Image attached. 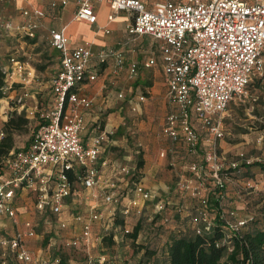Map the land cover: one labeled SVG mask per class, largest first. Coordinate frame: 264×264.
<instances>
[{"label": "built area", "instance_id": "built-area-1", "mask_svg": "<svg viewBox=\"0 0 264 264\" xmlns=\"http://www.w3.org/2000/svg\"><path fill=\"white\" fill-rule=\"evenodd\" d=\"M39 2L55 12L66 7L69 0ZM98 3L108 6V21L114 20L119 13L130 15L131 22L126 28L128 36H148L161 43L159 58L164 83L174 108L164 119L161 136L185 146L188 154L197 160L188 166V177L178 181L176 193L197 203L198 208L189 219L196 234L211 231L214 224L210 219V202L216 203V216L225 229L224 242L229 243L231 233H238L253 218H237L235 211L224 207L226 183L241 167L250 166L253 159L243 154L233 161L222 157L224 113L232 103L245 104L250 84L263 71L264 0H164L151 9H146L140 0H75V20L94 25V6ZM21 16L19 24L0 21V28L5 34L35 39L45 12L34 8L23 10ZM47 42L58 53L59 69L49 82L48 109L40 115V124L28 146L10 151L2 161L0 218L9 219L17 227L16 203L26 193V196H33L37 213L49 214L56 219L59 228L65 230L64 215L68 200L74 195L75 184L90 192L98 190L101 208L91 206L87 217L79 213L67 215L79 224V230L66 238L63 247L87 250L99 242L94 241L92 232L94 225L103 218L113 221L116 213L124 218L134 210L139 214L147 202H154V213L161 214L170 203L156 200L155 192L137 183L130 185L129 179L134 173L128 167L123 166L104 178L98 169V158L108 133L97 135L89 146L84 145L81 138L84 130L81 110H88L91 102L79 94L78 88L86 79L90 45L83 43L71 48L64 32L54 29L48 31ZM108 57L114 58L118 68L122 67L120 54L112 50L99 54L100 63ZM9 63L11 67L4 68L5 76H21L23 65L14 58H10ZM154 65L152 59L143 64V68ZM138 69L136 64H131L129 75L136 76ZM13 100L17 105L23 102L21 95ZM142 101L143 96L138 99ZM2 138L0 131V140ZM261 141L259 137L258 142ZM70 176L76 180L71 181ZM130 193L132 198L122 203ZM120 205L121 209L116 212ZM176 209L180 213L177 215H183L182 208L177 206ZM123 233L130 232L124 228ZM36 237L34 224L23 222L22 228H16L10 237L0 236V253H10L18 262L36 264L27 251L28 242ZM96 262L106 264V258L102 256ZM49 263L60 264L61 260L54 257L50 261L43 257L38 262ZM87 264L93 261L89 259Z\"/></svg>", "mask_w": 264, "mask_h": 264}, {"label": "rangeland", "instance_id": "rangeland-1", "mask_svg": "<svg viewBox=\"0 0 264 264\" xmlns=\"http://www.w3.org/2000/svg\"><path fill=\"white\" fill-rule=\"evenodd\" d=\"M158 1L162 0H147L146 4L149 7ZM2 35L5 34L1 31L0 37ZM17 39L0 38L6 46L1 63L6 68L11 67L8 59L14 58L23 65L22 75L13 76L10 80V82H20L13 88L22 95L23 102L20 105L10 104L12 110L7 111L6 121L0 119V130L4 137L9 134L15 149L29 142L39 125L38 117L26 120L22 114L16 113V109L25 103L35 101L39 111L44 108L46 95L49 93V82L58 68V54L47 45L44 32L38 33L37 45L32 48L21 47L22 40ZM262 58L264 61V54ZM21 83L24 85H20ZM135 86H139V91L146 97L141 115L132 112L128 103V100L138 97L139 91L134 90L131 93V87L126 86L120 91H115L117 107L112 109L115 111L118 107H122V114L111 116L110 122L105 116L107 113L100 118L102 124L107 125L108 129L111 128L107 152L104 155L117 166H125L130 171L133 170L134 176L129 179L130 185L144 178L156 189V200H167L170 205L163 213L155 214L154 202H147L139 214L134 210L124 217L122 225L130 233H133L135 227L139 228L136 239L126 236L115 223V219L110 221L103 218L97 222L98 227L92 232L94 241L99 240V242L86 250L83 247L64 248L63 243L70 236V231L61 230L56 219L49 214L37 213L34 209L33 196H23L16 203L17 227L9 219L0 218V236L10 237L16 228H22L23 222L31 221L37 237L28 242L27 251L35 258L36 264L43 258L42 254H47L50 261L54 257L60 258L61 264H87L89 259L93 264H98L96 261L102 256L106 258V264L162 263L166 253V242L176 234L177 228L183 227L185 230L191 228L189 219L191 212H195L198 208L197 203L188 196L176 193V185L182 178L188 177V166L197 160L194 158L187 163L185 169L181 168L184 164H177L173 152L180 149L179 145L161 136L163 118L171 110L172 104L168 99L159 70L152 68L143 71ZM152 86H154L153 90L150 89ZM22 87L25 88L21 89ZM34 91L37 92L34 95L35 99H28V95H32ZM118 92L122 93V99H118ZM24 93H28L27 96ZM237 102L230 104L224 113V139L220 142V151L225 160L233 161L239 154H243L244 157L253 159V162L246 168L241 167L240 172L232 175L227 181L224 204L227 209L235 211L237 218L252 217V220H257V228L264 229V120L258 114L264 116V68L261 75L255 76L249 86L245 104L239 105ZM4 105L2 103L0 106V114ZM18 117L26 120V123L19 131L6 133L4 124L10 118ZM259 137H262L261 142H258ZM139 161L143 163L141 168L138 167ZM90 193L91 195L86 197L82 194V188L76 183L72 197L74 204H71L66 211L87 217L91 206L98 205V208H101L99 191ZM131 198L130 193L126 199H122V203H126L127 199ZM177 206L184 211L180 218L187 219L188 228L184 227L177 218V214H180L176 211ZM119 209L121 205L116 207V212ZM185 213L189 215L184 217ZM116 214V219L120 220L122 217ZM66 217L67 214L64 215V218ZM214 217L215 215L212 214V220ZM0 264L26 263L16 261L10 253H0Z\"/></svg>", "mask_w": 264, "mask_h": 264}, {"label": "crops", "instance_id": "crops-1", "mask_svg": "<svg viewBox=\"0 0 264 264\" xmlns=\"http://www.w3.org/2000/svg\"><path fill=\"white\" fill-rule=\"evenodd\" d=\"M140 1L143 3L146 9H151L156 3L162 2L164 0L155 2L153 6H149V7L146 4L147 0H140ZM173 1H177V0H173ZM34 8L42 9L46 14L45 19L42 21L41 27L37 31L35 39L26 40L14 36L12 34H5V33H4L5 35H2L1 37L4 39L18 38L17 39L18 41L22 40L20 43L22 45L21 47L32 48L37 45L36 43L39 32H44L46 34V42H47L48 31L54 29V30H62L64 32V35L69 40V45L71 48H75L83 43H89L91 58L86 70V79L84 83H82L78 88L79 94L86 97L91 102V107L88 110H84V109L81 110L84 119V130L81 133V138L84 145L89 146L91 140L102 132L108 133V136L111 135V128L108 129L107 125L102 124V120L100 118L107 113L105 116L108 122H110L112 120V118H110L111 116L115 117L116 115L120 116L122 114V107H118L117 109H115V111L112 110L117 107V98H115V91L116 90L120 91L121 89H124V87L126 86L127 88L131 87L130 88L131 93L134 92V90L136 92L139 91L140 87L135 86L137 80L140 79L143 71L148 70L143 68V64L147 63L149 60L154 59L155 65L149 69L157 68L161 73L164 81L161 61L159 58V47L161 43L153 40L151 37L148 36H140V37L128 36L126 28L131 22L129 14L124 12L119 13L114 18V20L108 21L107 17L110 14V10L108 6L105 3H98L95 4L94 6L96 23L94 25H90L88 23L78 22L75 20L74 16L77 10L75 0H69L66 7L59 8L55 12L50 11L49 8L45 4L39 2V0H12L11 2H4L0 0V21H7L12 24H19L22 21L21 12L23 10H30ZM1 31L2 29L0 30V32ZM108 50H112L120 54L122 60L121 68H118L116 66L114 58L111 57L106 58L104 63H100L99 54L103 51H108ZM5 51H6L5 43L3 42V40H0L1 62L3 60ZM8 63H9V59H8ZM131 64H136L139 68L137 75L134 77L130 76L128 73V68ZM4 68L6 67L4 66ZM58 69H59V60H58V68L56 72L58 71ZM12 77L13 76H9V75L5 76V80H4L5 88L3 89L4 97L0 100V106L2 103L3 105L5 104L3 106L4 108L3 112L0 114V116H3L2 118L0 117L1 121L3 122L6 121V115L8 114L7 111L12 110L10 108V104L13 105L15 103L13 100L14 97L16 95H20V93H17L16 88H13V86H15L17 83L20 82H12V81L10 82V80H12ZM129 82H131V85H129ZM20 85H24V84L21 83ZM23 88L25 87H22L21 89ZM150 89L153 90L154 86L150 87ZM27 94L28 93H26L25 95L27 96ZM36 94L37 92L34 91L32 95L30 96L28 95V99L34 100L35 99L34 95ZM141 96L143 95L139 91L138 97L128 100L130 110L138 115L142 114V110H143L142 106L146 101V97L143 96L144 101L138 102V99ZM117 97L118 99H122L123 98L122 93L118 92ZM26 100L27 98L25 99V101ZM49 100H50V90L49 93L46 95L45 107L42 108L40 111L38 110L35 101L33 103L23 104L20 108L16 109V113L22 114V117L26 120H32L33 118L38 117L37 121H39L40 124V115L43 114L48 109ZM134 107H136L135 111L133 110ZM173 109H174L173 106H171V110L169 112H171ZM166 115L163 118V122ZM28 144L29 142H27L24 146L19 147L17 149L14 148L11 151L25 148L28 146ZM108 144H109V139L105 143H103L98 158V169L102 173L104 178H108L115 170L123 167V166H117L116 163L111 162L107 157H105L104 154L107 152ZM177 145H179L178 147L180 149L177 151H173L175 154V160L179 165L184 164V167L181 168L185 169L187 163L193 160L194 157L188 154L185 146L180 144ZM102 162H105L106 165L102 166L101 165ZM136 183L144 187L145 189L151 190L156 193V189L151 187L150 183L146 179L141 178ZM79 186L82 188V194H85L86 197H89L91 195L90 191L83 189V187L80 184ZM23 196L26 197V193H23L22 197ZM71 204H74V200L72 198L68 200L69 208ZM193 212H191V214H193ZM69 214L71 213L67 212V215ZM186 215H189V213H185L184 217H186ZM180 220L182 221L180 223L184 225L186 224L187 221L186 218H180ZM66 221H67L66 229L70 231V234L79 230V224H75L69 217H66ZM96 227H98L97 223L93 227V232ZM52 245L53 244H50V246ZM42 256L46 258L47 254H42Z\"/></svg>", "mask_w": 264, "mask_h": 264}, {"label": "trees", "instance_id": "trees-1", "mask_svg": "<svg viewBox=\"0 0 264 264\" xmlns=\"http://www.w3.org/2000/svg\"><path fill=\"white\" fill-rule=\"evenodd\" d=\"M4 80V65L0 61V100L4 97ZM258 114L264 120V116ZM25 123L26 120L21 117L10 118L4 124V131L6 133L19 131ZM12 149H14L12 138L7 134L0 140V172H2V161ZM142 164V161H139L138 167L141 168ZM70 180L73 181L76 178L70 176ZM210 204H212L209 208L210 219L212 220V214L215 215L211 231L205 234H196L192 226L188 228L186 224L184 227L189 230H185L183 227L177 228L176 234L166 242L163 262L156 264H264V229L257 228V220H252L238 233H231L229 243L224 242L225 229L223 223L216 216V203L214 204L211 200ZM224 207L226 208L225 204ZM178 216L177 218L180 219V215ZM114 221L121 230L124 229L123 218L120 220L115 218ZM138 231L139 228L135 227L133 233L125 235L136 239Z\"/></svg>", "mask_w": 264, "mask_h": 264}]
</instances>
